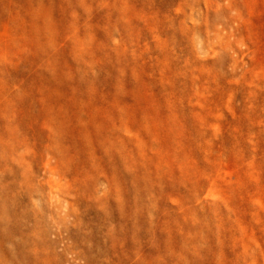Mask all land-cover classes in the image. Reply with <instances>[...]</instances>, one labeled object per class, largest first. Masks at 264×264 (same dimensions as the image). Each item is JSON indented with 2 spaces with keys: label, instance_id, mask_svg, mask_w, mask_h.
I'll return each mask as SVG.
<instances>
[{
  "label": "rangeland",
  "instance_id": "obj_1",
  "mask_svg": "<svg viewBox=\"0 0 264 264\" xmlns=\"http://www.w3.org/2000/svg\"><path fill=\"white\" fill-rule=\"evenodd\" d=\"M11 168L53 205L70 183L98 213L123 205L127 264H264V0H0ZM60 238L54 262L87 264Z\"/></svg>",
  "mask_w": 264,
  "mask_h": 264
},
{
  "label": "bare ground",
  "instance_id": "obj_2",
  "mask_svg": "<svg viewBox=\"0 0 264 264\" xmlns=\"http://www.w3.org/2000/svg\"><path fill=\"white\" fill-rule=\"evenodd\" d=\"M11 170L10 175L0 177V264H57L54 261L58 257L57 247L62 244V231L72 236L75 242L73 248L89 244L87 249L80 252V257L87 264H93L96 259H103L105 264H127L130 224L123 205L119 218L98 213L92 205L84 202L83 194L71 183L64 193L74 196V200L68 202L58 195L55 196L57 204L53 205L52 194L46 196L45 185L39 182L35 171L23 170L20 173L18 169ZM108 193L104 191L103 196ZM35 195L40 197L41 210L31 202ZM97 203L102 206L105 204L101 197ZM77 204L83 207L85 213L92 214L91 222H84L83 214H80V219L76 218ZM56 207L62 216H53L54 211L57 212ZM46 214L60 227L58 240L49 237V219ZM70 218L75 219L71 221L73 227L69 224ZM86 229H91L90 236L84 234ZM79 232L80 242H77L76 235ZM117 241L120 247H116ZM66 249L72 248L68 246Z\"/></svg>",
  "mask_w": 264,
  "mask_h": 264
}]
</instances>
